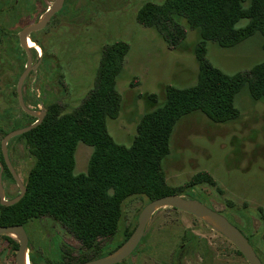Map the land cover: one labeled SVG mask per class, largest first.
<instances>
[{
	"label": "rangeland",
	"instance_id": "rangeland-1",
	"mask_svg": "<svg viewBox=\"0 0 264 264\" xmlns=\"http://www.w3.org/2000/svg\"><path fill=\"white\" fill-rule=\"evenodd\" d=\"M54 0H0V161L1 141L8 133L34 123L18 102L17 83L25 70L27 55L19 44V32L36 22ZM171 0H65L64 10L47 27L31 35L33 65L23 86L29 109L52 104L62 114L77 108L95 86L102 53L109 44L124 41L130 46L116 89L122 98L117 118H108L106 132L113 143L131 148L142 118L166 102V87L184 90L198 80L197 50L228 74L249 72L264 63V37L257 34L242 43L223 48L202 38L189 18L176 10L167 21L169 30L185 38L170 49L158 29L139 21L146 5L164 6ZM246 20L237 24L239 29ZM41 47H44V52ZM156 96V100L151 98ZM237 119L212 122L201 112L182 118L175 127L170 154L162 164L164 190L184 189L181 196L194 198L225 216L250 240L264 263V98L254 100L244 87L237 95ZM10 162L26 185L37 163L38 149L30 136L8 143ZM94 147L79 142L75 150L76 175L87 174ZM6 198L19 194L8 176L3 179ZM113 196L116 191L110 190ZM27 193V192H26ZM150 202L145 195L129 196L122 205V219L115 235L99 238L105 255L133 233L138 216ZM51 223L49 214L31 215L25 222L32 242L33 264H79L90 255L87 245L60 224L53 229L60 242L41 240L36 219ZM57 221V220H56ZM192 239L178 258L180 246ZM10 237V238H9ZM0 236V264H15V248ZM112 239V245L105 247ZM135 253L121 264H248L235 246L195 216L165 208L153 215ZM48 248L50 250H48ZM31 264V263H30Z\"/></svg>",
	"mask_w": 264,
	"mask_h": 264
},
{
	"label": "trees",
	"instance_id": "trees-1",
	"mask_svg": "<svg viewBox=\"0 0 264 264\" xmlns=\"http://www.w3.org/2000/svg\"><path fill=\"white\" fill-rule=\"evenodd\" d=\"M172 10L186 15L204 40L223 48H232L257 34L264 37V0H171L164 6L148 3L139 21L158 29L173 50L185 36L169 30L167 21ZM242 20L248 23L239 29L237 24ZM32 41L35 42L33 37ZM129 49L124 41L107 45L95 86L83 102L65 114L59 105H49L43 123L22 135L34 139L37 163L31 169L22 200L11 207L0 205L4 213L0 225H24L31 215L41 214L61 222L90 250V255L79 264L106 256L98 239L115 235L122 219L123 202L129 196L145 195L151 202L185 192L165 191L161 175L173 132L182 118L201 112L212 122L223 124L238 118L235 100L244 87L254 100L264 98V63L249 72L228 74L198 49L197 83L184 90L167 86L166 102L142 118L133 146H117L108 136L105 122L117 118L122 109L116 82ZM151 98L157 99L154 95ZM79 142L92 145L94 153L88 173L76 175L75 150ZM5 175L13 179L6 166ZM110 190L116 194L110 196ZM191 240L190 236L186 238ZM237 253L242 256L238 250Z\"/></svg>",
	"mask_w": 264,
	"mask_h": 264
},
{
	"label": "water",
	"instance_id": "water-1",
	"mask_svg": "<svg viewBox=\"0 0 264 264\" xmlns=\"http://www.w3.org/2000/svg\"><path fill=\"white\" fill-rule=\"evenodd\" d=\"M64 4L65 0H54L51 6L40 16V18L36 22L25 26L19 32V44L27 55V62L25 70L21 74L17 83L18 102L24 113L30 117L35 118L36 121L32 125L8 133L1 141V151L4 163L0 161V203L3 206L10 207L19 203L27 192L26 186L21 182L10 162L8 143L10 142V140L16 137H20L40 126L47 115V111L45 108H42L41 110H32L27 107L24 101V83L30 72L35 71L40 63L39 60L36 64L33 65V57L31 53L32 48L28 47V41L33 42L31 40V35L33 33L44 30L50 23L52 18L63 9ZM4 164L10 170L20 189V194L12 200H6V193L2 180L3 172L5 169ZM165 208L179 210L200 219L203 223H205L207 226L212 228L214 231H216L217 233L225 237L230 243H232L235 248L241 253L248 264H264L247 237L225 216L208 207L201 201L187 198L181 195H168L149 202L139 214L137 225L133 233L121 246H119L116 250L106 256L81 264L122 263L123 261L128 259L140 245L142 239L145 236L147 225L152 219L153 215L161 209ZM0 235L15 236L18 239L20 247L17 252L16 264H28V237L23 226H0Z\"/></svg>",
	"mask_w": 264,
	"mask_h": 264
},
{
	"label": "flooded vegetation",
	"instance_id": "flooded-vegetation-1",
	"mask_svg": "<svg viewBox=\"0 0 264 264\" xmlns=\"http://www.w3.org/2000/svg\"><path fill=\"white\" fill-rule=\"evenodd\" d=\"M64 7H65V4H64ZM64 7H63V9L59 12V13H61L63 10H64ZM59 13H57V14H59ZM56 14V15H57ZM6 136V135H5ZM2 152V151H1ZM3 162H4V160H3ZM2 162V163H3ZM4 166H6L5 164H4ZM7 167V166H6ZM10 171V170H9ZM6 175H5V169H4V172H3V178H2V180L4 179V177H5ZM13 180H14V182L16 183V181H15V179L13 178ZM17 184V183H16ZM3 186H4V183H3ZM18 186V185H17ZM4 189H5V187H4ZM5 193H6V189H5ZM19 194H20V189H19ZM19 194H17L15 197H13V198H10V199H7L6 198V200H12V199H14V198H16ZM0 205H1V203H0ZM2 207H7V206H3V205H1ZM14 206V205H13ZM11 207V206H10ZM4 213H3V211L2 210H0V216H2ZM49 219V217H42V218H39V219H36V227H37V229H38V232H37V235H38V237L41 239V240H44L45 238H48V239H50V240H48V242L49 243H51V245L53 246V243H54V245H56V242H60V239L57 237V235L55 234V232H54V234H53V229L55 228H59V227H57L58 226V224H60V228L65 232V233H67V234H69L70 233V231L61 223V222H59V221H56V220H52V222L51 223H45L43 220L44 219ZM0 220H1V218H0ZM0 222H2V220L0 221ZM233 224V223H232ZM17 225V224H16ZM0 226H14V225H0ZM21 226H23V228H24V230H25V232H26V234H27V237H28V262H29V264L31 263V264H33V262L31 261V258H32V256H31V253H30V249H32L33 247H32V242H31V239H30V234H29V230H28V228H27V226H25V225H21ZM59 228V229H60ZM239 229V228H238ZM240 230V229H239ZM241 231V230H240ZM242 232V231H241ZM243 233V232H242ZM244 234V233H243ZM0 236H9V235H0ZM10 238V237H9ZM248 239V238H247ZM249 240V239H248ZM9 241L11 242V244L13 245V247L15 248V264H16V257H17V252H18V250H19V247H20V243H19V241H18V239L17 240H13V239H9ZM142 241H143V239H142ZM191 241H189V243H190ZM112 243V239H110L109 240V244L107 245H105V247H107V246H109V245H112L111 244ZM187 244H188V241L186 242V244H182L181 246H180V249H179V253H178V258L180 259V256H182V254L184 253V251H185V249H186V247H187ZM141 245V244H140ZM252 245V244H251ZM140 247V246H139ZM103 248H104V246H103ZM48 250H50L49 248H48ZM136 251H137V249H136ZM111 252H113V251H111ZM135 253V252H134ZM133 253V254H134ZM108 254H110V253H108ZM107 254V255H108ZM132 254V255H133ZM131 255V256H132ZM130 256V257H131Z\"/></svg>",
	"mask_w": 264,
	"mask_h": 264
},
{
	"label": "bare ground",
	"instance_id": "bare-ground-1",
	"mask_svg": "<svg viewBox=\"0 0 264 264\" xmlns=\"http://www.w3.org/2000/svg\"><path fill=\"white\" fill-rule=\"evenodd\" d=\"M28 47L37 48L36 45L33 42H31V41H28ZM28 264H29V262H28Z\"/></svg>",
	"mask_w": 264,
	"mask_h": 264
}]
</instances>
